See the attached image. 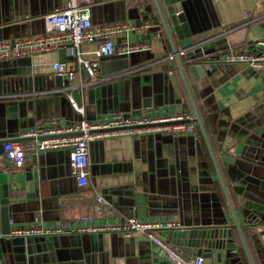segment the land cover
Masks as SVG:
<instances>
[{"label":"crops","instance_id":"1","mask_svg":"<svg viewBox=\"0 0 264 264\" xmlns=\"http://www.w3.org/2000/svg\"><path fill=\"white\" fill-rule=\"evenodd\" d=\"M113 1L94 0L91 7L93 25L125 22L134 29L115 38L117 51L126 43L140 44L143 50L127 58L117 53L113 59L99 60L94 76L87 71L85 74L83 68L78 69L76 50L70 44L48 53L0 61L3 64L0 70L6 75L20 76L31 70L32 76L58 81L53 88L0 93L25 95L0 98V167L4 164L15 172L23 171L25 166H15L4 158L2 143L7 139H16L35 121V125L49 119L65 124L73 122L76 117L74 110L64 99L67 96L65 89L73 85H83L80 89L81 106L86 107L89 120L109 116L112 114L109 112L115 110H121L119 113L129 109L130 113L135 109H156L168 114L181 110L192 112L176 60L168 59L169 54H173L171 44L161 26L154 0H126L129 7L135 6L140 13L145 4L150 6L151 14L146 22L137 18L135 12L123 21L112 22V9L106 12L104 6ZM186 1L192 10L193 29L183 39L172 34L178 51L222 38L227 44L223 52L229 50L226 54L231 51L242 54L254 51L256 39L264 33V1L260 4L256 0ZM160 2L165 9L163 0ZM64 4L65 0H0V41L14 42L43 34L46 30L44 16L61 9ZM144 25L145 29H138ZM79 51L82 59L97 61L93 45L83 44ZM180 57L185 59L184 55ZM55 62H63L67 72L73 73V76H58L51 69ZM233 67L236 70L221 72L213 78V90L200 86L193 92L206 119L213 152L239 220L247 226L244 219L252 216L251 209L258 196L252 189H238V171L225 169L220 156L224 152L236 158L245 153L255 155V151L264 146V139H260L259 143L252 140V134L261 132L253 129L252 125L256 120L254 109L261 101L262 82L260 78L249 76L247 68L241 63ZM87 76L90 78L88 82ZM63 81L69 82L67 87ZM90 90L94 92L92 103H88ZM198 138L201 143L198 146L201 145L202 149L196 147L190 136L158 133L95 139L88 144V175L84 187H79L69 177L66 150L39 154L27 165L38 169L37 197L27 200L26 192L21 190L14 200L18 202L16 207L19 211L15 220L20 221L12 222V226L42 228L55 225L64 228L67 233L20 236L12 235L11 230L7 236L10 239L7 250L14 257V264H170L144 237L124 241L116 233L77 230L123 224L127 218L135 217L145 222L160 223L162 229L159 235L168 242L169 230L187 227L183 223L188 222L191 211L202 207L201 202L197 204L184 197L185 194H192L190 182L199 186V181H212L211 189L217 187L219 202H225L218 190L220 185L201 133L194 140ZM205 171H209V176ZM185 180L189 182L186 193L182 192ZM99 196L103 198L101 204L97 202ZM221 207L233 231L239 264H249L228 207ZM249 228L245 231V239L252 260L254 264H264V234H261L264 227L258 225V231ZM172 246L179 250L177 246ZM216 253L212 251L213 260L203 258V264H221L216 262ZM228 255L232 257L234 253ZM195 256L202 257H186Z\"/></svg>","mask_w":264,"mask_h":264},{"label":"water","instance_id":"2","mask_svg":"<svg viewBox=\"0 0 264 264\" xmlns=\"http://www.w3.org/2000/svg\"><path fill=\"white\" fill-rule=\"evenodd\" d=\"M154 2L156 4L161 26L171 44L172 53L176 54L174 58L176 60L184 88L190 100L194 122L197 124V128L201 133V136L209 152L222 194L233 221V226L238 232L248 263L254 264L245 239V231L250 229L249 227L255 228V231H258V225H262L264 227V146H261L259 150L255 151V155L245 153L240 154V156L236 158L230 153L224 152L222 156H220L221 163L225 169L229 168L238 171L240 176V178L237 180L238 189L242 191L243 189H252L258 196L255 199L256 203L254 208L251 209L252 216L249 219H244L245 224H248L245 226L240 222L233 201L231 200L228 187L223 179L218 159L213 152V148L206 130V123L204 121L205 117L193 92V89L197 90V88L200 86L205 87V89L210 88L213 90V78H216V76L221 72L236 70V68L233 67L236 64L229 65L224 60L226 52H223V50L227 48L226 40L224 38L219 40L213 39L197 46L193 51L187 52L184 55L185 59L183 62L181 57L178 55V50L173 42L172 34L175 33L178 39H183L188 37L191 33V30L193 29V20L192 10L187 6L189 2L186 0H163L166 7L165 9L160 0H154ZM127 4L128 3L126 0H114L112 4H107L104 6V9L106 12L112 9V15L114 17L112 22L123 21L133 12L137 13V18L139 17L145 22L149 21L151 8L148 6V4L143 6L141 13L135 6L129 7L128 4L127 7ZM134 53L135 52L120 56L127 58ZM113 58H115V56L101 58L100 60ZM2 65L0 64V67H2ZM241 66L247 68V71L250 74L249 76H252L254 79L260 78L262 82L261 101L254 109L256 120L252 125L253 129L257 128L261 131L259 134H252L254 136L252 140L259 143L260 139H264V69L251 68L246 64H241ZM83 70L86 74L85 69ZM89 79L90 78L87 76L86 82H88ZM62 83L65 86L69 84V82L64 83V81ZM57 84L58 81H55L53 78L50 81V79L48 80L47 77L37 75L32 76L31 70H28L26 73L20 76L6 75L0 70V93L11 92L13 90L19 91V89L24 92H32L34 89L53 88ZM81 88H83V85L78 84L65 89L66 91L64 93L67 96L64 99L71 109L73 108L68 97L70 96L77 106H81ZM67 91H70V93L68 94ZM93 93V90L88 91V103H92ZM85 110L86 107L84 108V112ZM120 111L121 110H115L109 112V114L119 113ZM140 111L141 109H135L133 112H131V114L137 115L140 114ZM123 113H125V115L130 114V109L129 111ZM74 115L76 117L74 118L73 122L81 121L83 119V117L75 110ZM84 119L89 120L86 113H84ZM100 119L102 118H99L98 120ZM35 122L29 127L32 128L35 125ZM190 138V140H193L196 147L200 149L201 145H199L200 147L198 146V144H201L199 142L200 140H194L193 136H190ZM8 140L9 139L5 140L2 145ZM66 153L69 177L75 182L74 178L71 176V171L69 168V152L66 151ZM205 173L209 176V171H205ZM37 179L38 169L33 166H25L23 171L19 173L15 172L13 168H10L9 165L3 164L0 167V264H14L15 259L14 257L10 256L11 254L7 250L10 240L7 236L10 234L11 230L19 227H13L12 222L17 223L20 221L15 220V216L19 213V211L16 207L18 202L14 200L17 199V196L19 193H21V190L26 192L27 200H35L37 197L35 191ZM198 183L199 186L195 182H190L192 194H185L184 197H188L189 200H192V202L196 201L197 204L198 202H201L202 204L200 206L202 207L200 209L198 208L199 210L194 208L193 211H191L190 217H188V222L183 223V225H187V227L179 226L170 229L166 240L171 245L177 246L179 251L187 257L191 255H202V257L205 259L207 258L213 260L212 251L215 250L217 252L215 256L217 263L221 262L222 264L223 261V264H239L240 257L238 255V248L235 245L232 228L228 226L224 217V212L221 207L223 206V203L219 202L220 200L216 192L217 187L214 186V188L211 189L212 181H199ZM188 185L189 182L185 180L184 184L182 185V192L186 193L188 191ZM10 192L13 194L10 195ZM209 216L210 218H207ZM261 234H264V231L261 232ZM130 239L131 238H124V241ZM230 252H232V255L234 253L232 257L228 255ZM29 262L33 263V260L29 259Z\"/></svg>","mask_w":264,"mask_h":264},{"label":"built area","instance_id":"3","mask_svg":"<svg viewBox=\"0 0 264 264\" xmlns=\"http://www.w3.org/2000/svg\"><path fill=\"white\" fill-rule=\"evenodd\" d=\"M264 0H256L260 4ZM94 0H65L64 6L44 16L45 32L15 40L14 42L0 41V61L48 53L70 44L76 50L78 69H85L90 76L98 67L101 58H109L117 53L130 54L141 51L140 44L126 43L117 51L114 40L134 29L125 22H117L104 26L93 25L91 7ZM146 25L138 29H145ZM136 29V30H138ZM83 44L94 46L93 54L97 61L88 62L80 57L79 47ZM254 51L242 54L231 51L224 56L226 63L246 64L251 68L264 69V33L255 41ZM195 48L178 51V55H185ZM176 54H169L172 60ZM51 69L58 76H73L68 73L63 62H55ZM25 95H2L5 97H23ZM72 108L83 119L71 123H61L57 119L44 120L32 128L22 131L17 138L9 139L2 145L4 158L15 166L29 165L39 154L47 151L66 150L69 152V168L71 176L79 187L87 184L88 144L102 137H133L150 133L168 134L175 136L197 135V124L193 113L178 111L168 114L156 109H143L140 114L113 113L95 121L84 119V108L77 106L69 96ZM97 202L101 204L103 198L99 196ZM162 225L158 222H145L135 217H129L123 224L103 227L82 228L77 232L116 233L123 238L144 237L154 245L170 264H203L201 256L187 258L179 250L166 242L159 235ZM67 233L59 226L46 227H18L12 230V235L20 236H52Z\"/></svg>","mask_w":264,"mask_h":264},{"label":"trees","instance_id":"4","mask_svg":"<svg viewBox=\"0 0 264 264\" xmlns=\"http://www.w3.org/2000/svg\"><path fill=\"white\" fill-rule=\"evenodd\" d=\"M228 51H229V50H227L226 52H228ZM182 57H183V55H182ZM182 61L184 62V60H182ZM204 121H205V119H204ZM205 123H206V122H205ZM196 132H197L198 135H200L198 128H197ZM198 139H199V138H198ZM199 140H200V139H199ZM218 190H219L220 193L222 194V191H221L220 186H218ZM224 201H225V200H224ZM223 206H227V205H226V202H223Z\"/></svg>","mask_w":264,"mask_h":264}]
</instances>
